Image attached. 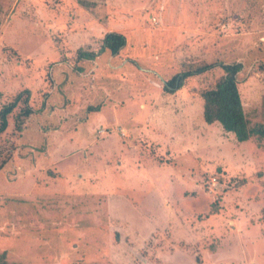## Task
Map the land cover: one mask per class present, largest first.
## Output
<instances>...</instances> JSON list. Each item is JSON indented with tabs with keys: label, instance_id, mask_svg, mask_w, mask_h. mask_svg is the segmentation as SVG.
<instances>
[{
	"label": "rangeland",
	"instance_id": "obj_1",
	"mask_svg": "<svg viewBox=\"0 0 264 264\" xmlns=\"http://www.w3.org/2000/svg\"><path fill=\"white\" fill-rule=\"evenodd\" d=\"M111 30L117 54L78 58ZM235 61L249 124H264V0H0V107L28 88L33 110L17 129L19 103L0 133L3 260L259 264L264 137L204 122L218 65L163 89Z\"/></svg>",
	"mask_w": 264,
	"mask_h": 264
},
{
	"label": "trees",
	"instance_id": "obj_2",
	"mask_svg": "<svg viewBox=\"0 0 264 264\" xmlns=\"http://www.w3.org/2000/svg\"><path fill=\"white\" fill-rule=\"evenodd\" d=\"M79 3L83 7L88 8L94 6L95 0H79ZM125 43L126 39L122 33L108 31L104 34L100 49L97 53L94 51L79 50L77 56L80 59H93L103 50H108L111 54H117ZM215 65H218L222 69V74L216 78L212 86L204 88L200 92V96L203 100V120L207 124L218 122L223 130L233 133L237 141L247 140L253 135L264 137V124L250 126L249 120L243 109L237 78L238 73L242 69V63L240 61L204 63L201 66L187 69L168 79L163 89L170 92L173 88L180 87L186 77L205 72ZM169 86L172 89H170ZM29 95V89L24 88L16 93L10 101L4 103L0 107V133L7 128L8 115L19 103H22V107L15 116L14 124L17 129L21 128L24 120L33 112L32 108L28 105ZM211 178L212 177H210V179ZM215 181L218 183L217 177H215ZM2 257L3 256H0V264H8Z\"/></svg>",
	"mask_w": 264,
	"mask_h": 264
},
{
	"label": "crops",
	"instance_id": "obj_3",
	"mask_svg": "<svg viewBox=\"0 0 264 264\" xmlns=\"http://www.w3.org/2000/svg\"><path fill=\"white\" fill-rule=\"evenodd\" d=\"M78 1V3H79V0H77ZM80 4V3H79ZM111 31H113V30H111ZM97 53V52H96ZM200 105H201V103H200ZM184 109V108H183ZM184 111H185V109H184ZM202 113V107L200 106V114ZM205 122V121H204ZM206 123V122H205ZM234 135V134H233ZM235 137V136H234ZM236 139V138H235ZM248 140V139H247ZM247 140H244V141H237V142H240V143H242V142H245V141H247ZM230 169H232V171L233 172H243L242 174H245V176L247 177L248 175H247V173L245 172V168L244 167H241L240 165H236V164H233V166L232 167H230ZM216 182V181H215ZM214 182V184H216ZM256 240H259V238H257ZM263 240V241H262ZM260 241V242H259ZM258 242H255L256 243V247H257V245H259L260 246V248H262V250H257L259 253H261L260 255L262 256L263 254V252H264V237H262L260 240H259ZM262 251V252H261ZM261 256H259V257H256L255 255H253L251 258H250V261H251V263H256V262H259V264H263V263H261L260 261H258L257 259H261ZM257 258V259H256ZM263 259H264V257H263ZM262 259V260H263ZM257 264V263H256Z\"/></svg>",
	"mask_w": 264,
	"mask_h": 264
},
{
	"label": "built area",
	"instance_id": "obj_4",
	"mask_svg": "<svg viewBox=\"0 0 264 264\" xmlns=\"http://www.w3.org/2000/svg\"><path fill=\"white\" fill-rule=\"evenodd\" d=\"M152 20L156 22L155 17H153ZM210 180H211V183L213 184V183L215 182V177H212ZM211 189H212V188H211Z\"/></svg>",
	"mask_w": 264,
	"mask_h": 264
}]
</instances>
